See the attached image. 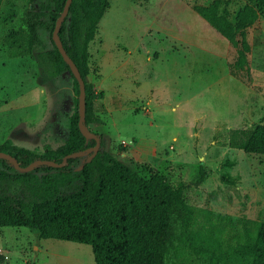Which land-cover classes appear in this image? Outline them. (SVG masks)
<instances>
[{"label": "rangeland", "instance_id": "374dc122", "mask_svg": "<svg viewBox=\"0 0 264 264\" xmlns=\"http://www.w3.org/2000/svg\"><path fill=\"white\" fill-rule=\"evenodd\" d=\"M27 1L0 0V143L42 152L62 142L60 119L75 92L67 72L49 79L10 46ZM213 1L108 0L88 49L86 80L103 92L89 126L143 176L184 183L190 205L254 220L264 217V154L237 144L264 114V9L254 3L258 18L234 46L196 11ZM219 2L234 20L246 0ZM242 39L249 50L238 69ZM0 248V264H94L90 245L39 238L24 226L3 227Z\"/></svg>", "mask_w": 264, "mask_h": 264}, {"label": "trees", "instance_id": "16d2710c", "mask_svg": "<svg viewBox=\"0 0 264 264\" xmlns=\"http://www.w3.org/2000/svg\"><path fill=\"white\" fill-rule=\"evenodd\" d=\"M64 3L28 0L21 24L8 36L15 52L29 55L45 77L55 79L67 72L75 92L71 111L60 119L59 145L38 152L10 139L0 143V151L13 156L22 167L38 159L59 163L65 155L95 144L78 128V82L52 39ZM254 3L264 9V0H246L234 20L226 12L219 13V0L196 7V11L237 46L238 32L258 18ZM108 5V0H72L58 31L85 81V125L89 129L97 120L96 101L103 92H96L86 80L90 72L88 49ZM248 50L247 41L242 39L236 68H243ZM98 136L100 148L90 161L87 157L91 152L69 157L59 167L41 164L20 171L0 157V230L24 226L39 238L88 244L94 264H264V217L234 219L190 205L183 195L184 183L174 187L162 174L143 176L130 160L109 152L103 135ZM237 146L247 153L264 154V114ZM143 166L139 165L145 169ZM204 175L200 169L193 184L200 183ZM225 233L228 239H224Z\"/></svg>", "mask_w": 264, "mask_h": 264}, {"label": "water", "instance_id": "95a60500", "mask_svg": "<svg viewBox=\"0 0 264 264\" xmlns=\"http://www.w3.org/2000/svg\"><path fill=\"white\" fill-rule=\"evenodd\" d=\"M71 1L72 0H65L63 9H62L59 17L56 19V22H55V26H54L53 33H52V39H53L55 45L57 46L60 54L62 55L63 59L69 65L71 73L74 75V77L76 78V80L78 82V88H79V93H78V128H79L80 132L86 138H93L95 140V144L92 147H89L84 151H76V152H72L70 154L65 155L62 158L61 162H59V163H57L53 160L38 159V160H35L34 162H32L29 165L24 166V167L20 166L19 163L17 162V160L13 156H11L10 154L5 153L3 151H0V157L4 158V159H8L11 163L14 164L16 169H18L20 171H29V170H32L33 168H35L36 166L41 165V164H47V165L59 167V166L66 164L67 158L82 155V154L89 153V152H91V154L87 157V161H90L100 148V139H99L98 134L92 132L85 125V81L81 77L80 72H79L76 64L74 63V61L69 57V55L65 51V49L62 45V42L59 38V35H58L59 28L62 24L63 19L65 18L66 14L68 12L69 5L71 4Z\"/></svg>", "mask_w": 264, "mask_h": 264}, {"label": "built area", "instance_id": "2783aa9c", "mask_svg": "<svg viewBox=\"0 0 264 264\" xmlns=\"http://www.w3.org/2000/svg\"><path fill=\"white\" fill-rule=\"evenodd\" d=\"M0 254H4L3 251L1 250V248H0ZM4 256H5V254H4Z\"/></svg>", "mask_w": 264, "mask_h": 264}]
</instances>
